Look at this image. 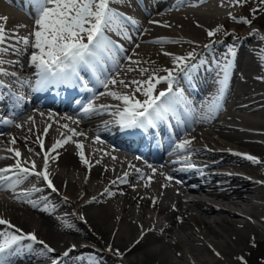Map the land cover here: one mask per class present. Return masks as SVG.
Instances as JSON below:
<instances>
[{
    "label": "bare ground",
    "instance_id": "6f19581e",
    "mask_svg": "<svg viewBox=\"0 0 264 264\" xmlns=\"http://www.w3.org/2000/svg\"><path fill=\"white\" fill-rule=\"evenodd\" d=\"M23 1L26 3V0ZM171 1L174 6H183V12L166 11L164 8L170 6L167 0H136V3L133 0H111L110 4L122 15L136 19L138 24L127 25L132 41L124 39L119 33H107L114 42L123 46L124 51L118 52V64L109 63L106 76L128 82L146 79L152 72L167 75L165 69L176 67L174 57L187 56L189 52L194 53L193 60L198 64V68L187 77L188 83H192L198 91L193 98L187 96V84L181 73H176L174 89L183 90L188 110H181L179 120L170 119L171 127L175 126L178 130L168 145L160 149L153 162L141 163L133 152L115 149L119 130L111 123L116 119L113 115L115 108L85 116L79 111L80 104L68 110L59 107L50 111L47 106L34 103L12 118L11 124L0 121V157H12L14 154L6 149L19 148L21 159L35 160L38 169L42 168L43 159L34 155V152L40 151L35 138L43 133L45 127L50 126L47 136L43 137L45 150L62 139V133L69 134L68 129L63 127L65 124L82 133L58 148L59 157L49 162L50 179L58 192L53 193L42 178L35 176H29L14 189L0 190V218L10 221L24 233L34 232L38 240L55 249L53 253L42 254V245L25 240L22 243L31 244L32 249L15 254L17 264H47L57 258L59 264H88L81 257L89 254L95 255L96 264H179L176 258L180 259V251L189 252L186 249L187 241H192L189 234L203 235L201 243L209 253H222L220 245L209 239L211 235L216 237L214 227L234 232L239 229L236 232L249 241L263 240L264 61L260 57L264 56V40L261 39L264 31L246 24L227 29L220 38H216L221 26L235 20L229 13L237 17L233 0H186L183 4L180 0ZM25 13L14 0H0V16L7 17L0 24H4L7 32L16 31L13 29L15 26L20 29L16 33L23 35L32 30L33 16ZM152 20L159 21V24L149 23ZM216 29L219 31L215 35H208L209 30ZM160 38L166 40L158 42ZM137 44L139 47H136ZM204 45L210 47L205 48ZM229 45L235 46L236 55L229 57L233 64L224 93L218 99V107L208 114L205 106L216 97L220 87L216 61L222 60ZM31 51H24L23 58L20 54L22 60L18 61L12 57L16 54L5 53V60L12 63L2 66L6 65V69H11L15 75L0 74V79L6 80L11 91L15 89V79L18 80L26 94H31V98L37 101L45 94H39V91L33 95L37 69L29 63ZM200 59L208 63L199 64ZM141 68L148 69V72L141 73ZM82 75L88 80L86 73ZM104 78L101 76V79ZM94 81L93 90L80 99L82 104L89 99H94L96 105L114 106L120 103ZM65 87L55 89L62 91ZM7 88L2 87V90L6 93ZM165 88L166 82L156 85L157 92ZM109 89L121 92L131 90L120 84H109ZM59 98L62 99L58 104L70 105L68 95ZM138 98L143 99V96L138 94ZM69 116L71 120L66 118ZM29 117L33 119L29 120ZM77 120L78 124L73 122ZM224 120L228 122L223 123ZM206 123H213V127L209 130L196 129ZM17 124L22 127H17ZM105 127L109 131H103ZM228 128L236 133L226 134ZM147 133L152 137L154 135L151 129ZM97 135L100 136L99 141L94 139ZM13 137L16 138L14 145L10 143ZM25 137L29 139L25 140ZM142 137L137 135L138 140ZM185 139L191 140L188 150L177 149L176 144ZM77 144L83 145L82 150L91 167L82 162L79 155L81 148ZM28 148L34 152L30 153ZM136 149L133 146L130 151ZM190 151H194L196 157ZM218 153L223 157L219 162L209 160L212 154ZM235 153L253 155L259 163ZM182 157H188L187 162L196 167L180 170ZM14 162L12 158L0 159V168ZM218 163L229 166L228 170H221L227 181L210 180L217 175L214 167ZM136 169L145 174L143 179ZM125 172L129 173L128 183H121L117 178ZM169 176L173 179L167 180ZM63 197H67V201ZM93 197L96 199L93 200ZM29 200L35 204L29 203ZM2 231L14 232L15 229L0 225ZM137 240L140 242L136 243ZM71 245H76L75 250L64 257L63 252ZM84 245L87 247H82ZM109 245L112 251L108 250ZM236 246L229 245L227 251L241 257ZM116 249L123 255H117ZM187 264L197 263L189 259Z\"/></svg>",
    "mask_w": 264,
    "mask_h": 264
},
{
    "label": "snow or ice",
    "instance_id": "6c2138e0",
    "mask_svg": "<svg viewBox=\"0 0 264 264\" xmlns=\"http://www.w3.org/2000/svg\"><path fill=\"white\" fill-rule=\"evenodd\" d=\"M185 2L186 0H180V4ZM240 2L241 0H233L235 4ZM110 4L111 0H26V7L33 16L34 21L33 28L27 35L21 36L15 31L9 33L6 31L4 24H0V74L15 75V73H8L2 66L5 63H12L5 60V53L17 54L32 49L29 63L37 69V79L32 87L33 91L39 92L60 86L75 87L78 85L84 90L92 91L93 89L89 87L91 81L87 80L85 75H82V73H90L98 83L108 90L107 95H110L120 103L114 106L96 105L94 99H89L86 104H82L81 101L77 100L76 103L81 105L79 111L83 115L87 116L89 113L98 110L108 111L110 108H115L113 115L116 119L111 123H114L119 130L124 132H147L150 129H157L161 124H169L171 126L170 119L179 120L181 110H188L183 90L174 89V83L177 80V72L182 73L187 78L192 71L198 68V64L193 60L194 53L189 52L187 56L174 57L173 63L176 67L165 69L167 75L160 76L152 72L146 79H134L128 82L123 79L117 80L115 77L106 76L109 63L118 64V52L124 51L123 46L118 42H114L107 33H119L124 39L132 41L133 38L127 25L136 26L138 24L136 19L122 15L116 9L110 7ZM229 16L232 19H236L232 13H229ZM241 19L246 23H251L246 18ZM6 20L7 17L0 16V21ZM149 23L159 24V21L152 20ZM19 27L24 26L20 25ZM216 31H219V29L209 30L208 35L213 36ZM225 34L227 35V33ZM261 39L264 40V37H261ZM165 40L166 38H160L158 42H164ZM20 45L23 47H19ZM136 47H139V45L137 44ZM204 47L208 48L210 45H204ZM165 55H171V53H165ZM235 55V46L229 45L227 51L223 54L222 60L216 61V68L218 69L217 83L220 87L216 97L211 98L205 106L208 114L218 107V99L224 93V85L228 80L229 69L233 64V60L229 57H234ZM128 59L131 61V57H128ZM260 59L264 61V56H261ZM205 63H208V61L199 60V64ZM129 70L134 69L130 68ZM139 71L147 73L148 69L141 68ZM101 76L105 78L101 79ZM161 82H166L167 88L157 92L156 85ZM109 84H120L125 89L131 88V90L124 92L114 91L109 89ZM0 87H6L2 80H0ZM104 94L100 93V95ZM138 94L142 95L143 99L138 98ZM24 101L25 98L23 96H17L15 100L17 106H20ZM66 118L68 120L72 119L70 116ZM32 119V117H29V120ZM73 122L79 123L78 120ZM4 123L11 124L12 121L5 120ZM16 126L22 127L20 124ZM49 127H45L43 133L36 135L35 142L38 143L40 151L34 152L32 148H28L30 153L34 152V155L42 156V168L38 169L35 160H22V153L19 148L10 147L6 149L7 152L14 155L12 157H0V159L12 158L15 162L12 165L0 168V190L14 189L29 176H35L42 178L53 193L58 192V189L50 179L49 162L59 157L58 148L71 141L73 136L82 135V133H78L75 128H69L65 124L63 127L68 129L69 134L64 135L62 133L63 138L56 140L50 148L45 150L43 137L47 136ZM103 131H109V129L105 127ZM24 139L27 140L29 137ZM94 139L99 141L100 136L97 135ZM10 143L14 145L16 138L13 137ZM190 145L191 140L185 139L176 144V148L188 150ZM77 147L81 148L79 155L82 162L91 167L82 150L83 145L77 144ZM53 153H55L54 156L52 155ZM235 154L244 156L249 161L259 163V159L253 155L246 153ZM137 159H141V157H137ZM188 159V157L181 158L183 166L180 170L196 167V165L188 163ZM136 172L140 174L141 179L144 178L145 174L141 173L140 169H136ZM152 172L155 173L156 169L153 168ZM128 176L129 173L125 172L122 177L117 179L121 183H128ZM150 179L151 177H149ZM172 179L173 177L171 176L167 177V180ZM34 190L40 191L41 189ZM105 191H108V189ZM17 198L20 197L17 196ZM63 199L67 201V197H63ZM92 199L95 200L96 198L93 197ZM29 203L35 204L31 200H29ZM0 225L15 229L14 232H0V264H10L9 257L25 249L31 250V244L22 243L25 240L42 245L43 247L40 249L42 254L55 252V249L44 241L38 240L34 232L24 233L22 229L16 228L10 221L3 218H0ZM141 229V239H143L144 229L142 225ZM139 242V240L136 241V243ZM82 247L87 246L84 245ZM75 248L76 245H71L62 255L64 257L69 256ZM108 250L112 251L111 245H109ZM115 252L117 255H123L119 252V249H116ZM81 258L86 259L88 264H96L94 254ZM52 264H59L58 258L53 259Z\"/></svg>",
    "mask_w": 264,
    "mask_h": 264
},
{
    "label": "rangeland",
    "instance_id": "374dc122",
    "mask_svg": "<svg viewBox=\"0 0 264 264\" xmlns=\"http://www.w3.org/2000/svg\"><path fill=\"white\" fill-rule=\"evenodd\" d=\"M172 9H171V8ZM126 9V7H124ZM183 6H174V4H171L169 7L164 8L166 11L171 12H183ZM235 14L237 15L235 20L227 22V24L220 27L218 36L216 38H220V36L227 31V29H230L232 27H241L246 26V24L250 27L257 28L258 31H264V0H241L239 4L234 5ZM246 18L247 20H250L251 23H246L243 19ZM244 23V24H243ZM16 31H19L20 29L18 27H14ZM224 30V31H223ZM15 31V32H16ZM9 31V33H12ZM21 36H24L23 34L18 33ZM260 34V32H258ZM261 35V34H260ZM19 47H23L20 45ZM20 54L24 55V52L17 53L16 55H12L13 58L22 60ZM128 56V54H126ZM130 56V55H129ZM223 123H227L228 120L222 121ZM210 127H213V123L211 124H205L204 126H198L196 129H211ZM231 128H228L225 133L233 135L234 131L230 130ZM236 130V129H235ZM225 140V139H223ZM189 153H192L194 157L195 152L190 151ZM198 155V154H197ZM200 156V155H198ZM214 158V160H213ZM220 158H223L220 156V153L218 155L212 154L209 158L210 161L216 160V162H219ZM229 166H224L218 163L216 167H214L215 173L217 175L210 178L211 181L216 180H222L227 181V179L224 178V173L222 171L228 170ZM213 168V167H211ZM222 170V171H221ZM151 177V176H149ZM219 183V182H216ZM239 229H236V231ZM214 231L216 232L215 236H209L211 241H214L217 243V245H220L219 248L222 250V253L219 252V255L217 253H209L207 249H204L201 241L203 238V235H199L198 237L194 234H189L192 241H187L186 243V249L189 251L187 254H185L183 251H180V259L176 258L177 262H180L179 264H187L189 259L193 260L197 264H264V238L263 240L259 241H252L246 239L244 236H241L238 232H234L231 229L229 231H225L221 227H214ZM190 232V231H189ZM162 233H164L162 231ZM176 234H179L181 232H175ZM234 240V241H233ZM238 241V243H237ZM199 242V243H198ZM222 242V243H221ZM261 242V243H260ZM227 243V244H226ZM189 245V246H188ZM231 245H237V252L240 253V256H237V253L233 255L232 253H228L227 247ZM256 245V246H255ZM193 247V248H192ZM203 248V249H202ZM224 249V251H223ZM201 251V252H200ZM227 251V252H226ZM200 252V253H199ZM197 255V256H196ZM193 258V259H192ZM197 258V259H196ZM243 258V259H241ZM179 259V260H178Z\"/></svg>",
    "mask_w": 264,
    "mask_h": 264
}]
</instances>
